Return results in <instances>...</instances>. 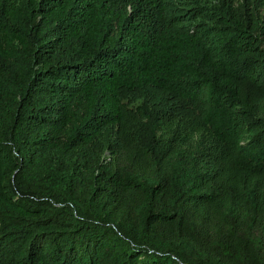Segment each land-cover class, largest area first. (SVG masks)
<instances>
[{
	"label": "trees",
	"instance_id": "trees-1",
	"mask_svg": "<svg viewBox=\"0 0 264 264\" xmlns=\"http://www.w3.org/2000/svg\"><path fill=\"white\" fill-rule=\"evenodd\" d=\"M0 264H264V0H0Z\"/></svg>",
	"mask_w": 264,
	"mask_h": 264
},
{
	"label": "rangeland",
	"instance_id": "rangeland-1",
	"mask_svg": "<svg viewBox=\"0 0 264 264\" xmlns=\"http://www.w3.org/2000/svg\"><path fill=\"white\" fill-rule=\"evenodd\" d=\"M142 102H143L142 98H139V99H136L135 101H133L134 104H139V103H142Z\"/></svg>",
	"mask_w": 264,
	"mask_h": 264
}]
</instances>
